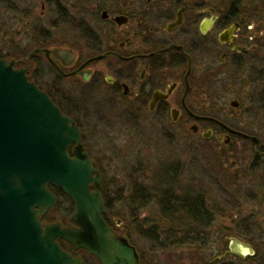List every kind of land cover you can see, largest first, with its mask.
Instances as JSON below:
<instances>
[{
	"label": "flooded vegetation",
	"instance_id": "obj_1",
	"mask_svg": "<svg viewBox=\"0 0 264 264\" xmlns=\"http://www.w3.org/2000/svg\"><path fill=\"white\" fill-rule=\"evenodd\" d=\"M77 3L72 4L70 17L86 20L83 14H87L88 20L68 25L70 35L64 34L68 39L61 40L38 24L48 12L59 15L61 8L66 10L58 0H0V13L6 16L0 31L6 29L4 37L8 40L0 58L13 61L14 68H23L28 80L76 123L88 155L82 124L90 119L86 104L89 100L97 111L116 109L134 116L138 122L170 123L183 136L188 130L192 137L214 144L220 151L246 154L245 160L238 164L240 167L232 161L236 166L234 174L243 177L240 185L253 192V197L263 198L260 202L253 198V202L264 206V142L255 136L258 140L255 146L250 138L238 134H245L247 129L216 114L218 109L206 102L205 93L206 68L214 69L216 61L219 67L237 66L239 59L254 50L253 34L245 28L247 19L243 16L233 19L229 10L222 12L220 8L192 4L188 0H88L84 3L87 7ZM211 17L214 21L210 28L201 30L202 21ZM232 24L237 27L231 41L219 42V33ZM30 27L31 32L27 29ZM16 40L18 43L25 40L26 47ZM232 42L244 51L231 49ZM230 101L238 103L234 107L229 102L230 107L237 111L241 108L237 99ZM111 138L109 156L121 159L131 153L138 141L133 139L128 147L122 144L117 147ZM73 147L74 144L69 147V154ZM155 167L154 171L150 170L139 161L133 170L128 169L127 180L121 187L104 184L101 178L103 219L117 234L125 236L117 229L122 221L121 209L131 222L155 221L148 209L158 204L159 190L173 192L177 188L172 185L174 174L168 165ZM180 189L185 196L191 195L192 190ZM195 194L203 196L204 201L197 198L185 204L198 209L195 211L202 215L201 223L208 218L212 219V225L219 214L218 205L206 200L202 191ZM167 204L173 207L170 202ZM209 228L199 229L202 233L198 235L212 234ZM227 255L238 257L230 248V240L227 249L209 263L217 264Z\"/></svg>",
	"mask_w": 264,
	"mask_h": 264
},
{
	"label": "rangeland",
	"instance_id": "obj_2",
	"mask_svg": "<svg viewBox=\"0 0 264 264\" xmlns=\"http://www.w3.org/2000/svg\"><path fill=\"white\" fill-rule=\"evenodd\" d=\"M87 1L58 0V3L66 8V10L61 8L60 13L67 18L62 21L57 13L48 12L43 16V19L39 20L40 23L38 24L44 25L55 38L61 40L67 38L71 30L68 25L73 26L79 21L86 23L89 17V15L83 14L86 20L71 18L69 12L73 11L72 4L78 2L77 4H83L87 7L84 4ZM188 1L192 4L194 2L200 3V5L204 3L202 0ZM228 1L218 0L215 6L218 7L219 5L218 8L222 9V12H226L230 7ZM244 5L247 7L242 8V10L244 13L248 11L249 17H245L246 15L243 13L242 16L248 21L246 22L248 23L245 27L246 30L253 34L252 45H254V50L247 57L242 60L239 59L237 66L233 67L228 64L219 67L218 61H216L214 69L206 68V102L214 104L215 109H218L216 114L230 123L251 130L264 142V113L262 111L264 110V21L262 24V20H260L262 17L257 16L260 10L258 7L253 8L251 6V0H245ZM38 13L39 6L36 7V15ZM0 15H3L0 16V24L6 23L5 14L2 12ZM254 15L259 18H255ZM262 16H264V10ZM27 29L30 31L31 27ZM5 30L3 28V31H0V37H3L0 38V46L2 47L0 52L2 54L8 43L7 38L4 37L6 36ZM64 34L67 37H64ZM13 38L15 35L11 39L14 40ZM14 42L18 43L17 40ZM18 44L26 47L27 43L23 40L19 41ZM215 67L217 68L215 69ZM232 99H237L241 103V108L238 111L230 107L229 101ZM86 104L89 106L88 109H90L91 114L89 121L82 124L83 141L89 151V157L96 162L95 164L100 169L99 172L103 179L101 181L104 184L121 187L127 180L128 169L132 168L133 170L139 161L153 171L156 165L158 167L168 165L170 173L173 170L177 174L174 177L177 185L176 193L182 195L183 192L180 188H188L196 192L202 191L209 201L215 202L219 207V214L209 228L213 233L210 234L209 232L207 247L200 250L201 256L208 257L210 261L216 258L220 255V251L224 252L227 249L229 237L242 239L245 242L250 239L252 244L264 253V206L253 202V198L257 201L262 198L253 197V192L246 191L245 187L240 185L243 177L238 178L234 174L235 167L239 162L245 160L246 154L241 151L239 154L225 151L226 154L223 150L217 149L218 147L214 144L203 143L192 137L188 130L183 136L182 133L178 132L177 126H172L170 123L151 125V123L138 122L137 119L133 118L134 116L116 109L97 111L92 107L89 100ZM92 115L94 116L93 121L91 120ZM109 137H113L111 139L117 147L121 144L128 147L133 139L138 141L130 151L131 153H125L126 155L121 159L119 156H109L108 147L111 145L110 140H108ZM232 161L237 163L236 166L232 164ZM123 169L127 170L124 171ZM258 182L259 180L256 181V183ZM152 210L148 209V211ZM122 212L121 209L119 217L122 221L117 229L142 251L141 254L146 264H150L152 259L155 260L153 264H196L190 259V252L185 247L155 253L146 239L137 233L136 222L132 223L128 216ZM57 216L55 221H60L61 224L69 222L68 217L64 219L61 215ZM150 223L141 222L136 223V225L141 229H146ZM244 233H248V236H245ZM253 251L255 252L254 248ZM236 259L235 256L227 255L217 263L239 264ZM250 263V261L243 262V264ZM87 264L95 263L90 260Z\"/></svg>",
	"mask_w": 264,
	"mask_h": 264
},
{
	"label": "water",
	"instance_id": "obj_3",
	"mask_svg": "<svg viewBox=\"0 0 264 264\" xmlns=\"http://www.w3.org/2000/svg\"><path fill=\"white\" fill-rule=\"evenodd\" d=\"M213 18L204 19L201 30L210 28ZM236 27L220 32L219 42H230ZM231 49L244 51L233 42ZM238 134L257 145V137ZM81 140L76 123L25 70L0 58V264H83L60 246L62 239L100 264L140 263L135 247L103 219L101 175ZM49 185L73 203L67 225L41 221L57 201ZM230 248L240 258L254 255L242 239L232 237Z\"/></svg>",
	"mask_w": 264,
	"mask_h": 264
},
{
	"label": "trees",
	"instance_id": "obj_4",
	"mask_svg": "<svg viewBox=\"0 0 264 264\" xmlns=\"http://www.w3.org/2000/svg\"><path fill=\"white\" fill-rule=\"evenodd\" d=\"M204 3L202 5L208 6V7H213L215 9H219L220 7L215 6L218 0H202ZM245 0H229L228 4L230 7L228 10L230 11V16L233 19H237L239 16L241 17L243 14L246 15L245 17H249L248 11L244 13L242 8L247 7L244 5ZM252 2V7H258L259 8V14L257 16H261L262 18V24L264 21V16L263 15V10H264V0H251ZM241 9V10H240ZM243 13V14H242ZM60 17L62 18V21L66 19L67 17H64L63 14L59 13ZM255 18H257L254 15ZM259 18V17H258ZM257 18V19H258ZM262 80V79H261ZM264 113V110H262ZM264 128V127H263ZM245 134L251 133L252 135L256 136L251 130H244ZM172 174H174V177L177 176L176 172L172 170ZM174 177L172 176L171 179L172 185L175 186L176 188V182L174 181ZM171 184V183H170ZM173 186V187H174ZM49 189L54 193V195L57 198L56 204L53 208V210L47 211L44 216L41 217V221L44 223L47 222H53L55 221L58 216L61 215L63 218L68 217V221L70 222V215L72 214L73 211V203L72 201L62 192V190L58 187H53V186H48ZM176 189H174L173 192H170L169 190H164L158 192V204L156 207H154L152 210L153 216L156 218L155 221H152L148 228L146 229H141L137 227L135 223V229L138 228L139 235L146 239V241L149 243L150 248L156 253L158 252H166L169 251L170 249L175 250L179 249L181 247H185L186 249L189 250L190 252V259H192V262H195L196 264H208L210 260L208 257H203L201 256L200 250L205 249L206 243L209 240L208 236H199L198 233L200 232L201 229H207L211 226L210 222L212 219L206 218L205 221L202 223L199 221V216L200 215L198 212L195 210H198L193 204L186 205L185 201L187 200H197L200 199L201 201H204V197H198L194 192H190V196H185V193L182 195L176 193ZM264 197V196H262ZM263 199V198H262ZM207 200V198H206ZM252 201V200H251ZM168 202H170V205H172V208H169L167 205ZM219 211V208H217ZM171 214V215H170ZM208 214L204 216L207 217ZM64 223V222H63ZM132 223H134L132 221ZM145 223V222H143ZM138 224V223H137ZM200 229V230H199ZM202 233V232H200ZM248 233H244L245 236ZM126 236V235H125ZM124 236V237H125ZM128 240L129 244L133 245L136 249V252L139 256L140 263L139 264H146L145 259L142 256V251L137 247V245L132 244V242L129 240L128 237H126ZM251 242V240H247ZM252 243V242H251ZM60 246L71 253L74 256L81 257L83 259V264H87L90 262V260L94 261L95 264H100L97 259L91 255H88L84 249H78L74 250L72 245L69 243L65 242L63 239L59 240ZM254 247V255L253 256H248L244 259H241L237 257V261L239 264H243L244 261H250V264H264V253L257 248V246L253 245ZM204 252V251H203ZM202 252V253H203ZM155 260L152 259L150 264L155 263ZM219 264V263H217Z\"/></svg>",
	"mask_w": 264,
	"mask_h": 264
},
{
	"label": "bare ground",
	"instance_id": "obj_5",
	"mask_svg": "<svg viewBox=\"0 0 264 264\" xmlns=\"http://www.w3.org/2000/svg\"><path fill=\"white\" fill-rule=\"evenodd\" d=\"M243 134V133H242ZM244 135H247V136H252V135H248V134H244ZM248 257V256H247Z\"/></svg>",
	"mask_w": 264,
	"mask_h": 264
}]
</instances>
